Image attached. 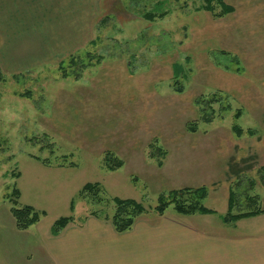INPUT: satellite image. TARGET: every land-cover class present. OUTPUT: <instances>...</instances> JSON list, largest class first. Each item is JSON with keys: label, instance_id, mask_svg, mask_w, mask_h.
<instances>
[{"label": "rangeland", "instance_id": "1", "mask_svg": "<svg viewBox=\"0 0 264 264\" xmlns=\"http://www.w3.org/2000/svg\"><path fill=\"white\" fill-rule=\"evenodd\" d=\"M225 2L234 11L219 15L206 0H101L70 56L45 23L16 30L12 46L0 35V264H63L55 240L88 216L111 221L115 197L148 215L161 194L205 187L222 211L233 187L234 212L254 195L264 208V0ZM86 183L101 192L78 197ZM14 188L19 206L47 212L25 230ZM63 216L76 219L53 235Z\"/></svg>", "mask_w": 264, "mask_h": 264}, {"label": "crops", "instance_id": "2", "mask_svg": "<svg viewBox=\"0 0 264 264\" xmlns=\"http://www.w3.org/2000/svg\"><path fill=\"white\" fill-rule=\"evenodd\" d=\"M100 4L101 0H0V35L12 46L17 43L16 30L21 35L28 23H45L53 31L54 46L70 56L88 42ZM23 8L34 12L25 10L23 16ZM10 26L16 29L7 31ZM230 189L225 210L144 214L123 233L109 220L88 216L84 227L69 228L52 249L63 264H264V214L225 222Z\"/></svg>", "mask_w": 264, "mask_h": 264}, {"label": "trees", "instance_id": "3", "mask_svg": "<svg viewBox=\"0 0 264 264\" xmlns=\"http://www.w3.org/2000/svg\"><path fill=\"white\" fill-rule=\"evenodd\" d=\"M215 3L222 6L221 14L234 11V8L228 5L225 0H206V8L214 11ZM146 16L150 19H154L153 13H147ZM234 130L238 135L243 133V129L238 124L234 125ZM249 132H253L252 130ZM108 164L111 165L109 168L115 170L117 167L122 166L123 161L117 159L115 156H108ZM49 164V163H48ZM260 182L264 185V166L259 170ZM17 176L20 173L16 174ZM238 181V180H237ZM238 186L241 181L236 183ZM256 180H250V188L253 189L256 185ZM101 192V185L99 183H86L82 190L79 192L78 197H87L89 193ZM208 195V191L205 187L201 188H182L173 189L167 195L161 194L159 197L158 204L155 206V211L159 215H163L168 208L173 205L176 212L182 215H192L196 213L210 214L216 212V210L205 205L204 201ZM13 196L15 197L12 201L14 203L11 212L16 219L17 227L21 230L28 229L29 227L39 223L44 216L47 215L46 211L36 209L33 205L19 206L18 200L21 196L19 188L13 189ZM237 194L233 187L230 189L229 198V209L226 214L223 215L225 222H237L238 220L254 217L260 214H264V208L259 206L260 198L258 195L248 196L249 207L248 211L234 212L236 206ZM114 203L116 204L114 215L111 218L112 224L117 232H126L134 226L136 220L147 213V208L143 203L133 198H120L115 197ZM75 206V201H72L71 207ZM96 215V214H95ZM74 216H63L58 218L51 227V233L53 235H60L71 223L75 221Z\"/></svg>", "mask_w": 264, "mask_h": 264}]
</instances>
